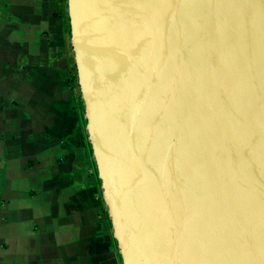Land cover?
<instances>
[{"label": "water", "instance_id": "95a60500", "mask_svg": "<svg viewBox=\"0 0 264 264\" xmlns=\"http://www.w3.org/2000/svg\"><path fill=\"white\" fill-rule=\"evenodd\" d=\"M123 264H264V0H67Z\"/></svg>", "mask_w": 264, "mask_h": 264}, {"label": "crops", "instance_id": "0c3cea01", "mask_svg": "<svg viewBox=\"0 0 264 264\" xmlns=\"http://www.w3.org/2000/svg\"><path fill=\"white\" fill-rule=\"evenodd\" d=\"M70 45L59 0H0V264H123Z\"/></svg>", "mask_w": 264, "mask_h": 264}, {"label": "trees", "instance_id": "16d2710c", "mask_svg": "<svg viewBox=\"0 0 264 264\" xmlns=\"http://www.w3.org/2000/svg\"><path fill=\"white\" fill-rule=\"evenodd\" d=\"M59 1H60V13H61V16L63 18L64 30L67 33L68 37H70L71 34H70L69 14L64 7L62 9V4H63V6L66 5L67 0H59ZM72 61L73 60H72V56H71L70 66H69L70 67L69 81L71 82L72 87L75 89V97H76V100H77V103L79 106L81 121L85 125L87 120H86V117L84 116V103H83V99L81 97V93L80 92L76 93V91H77L76 88L79 86V83H78V77L76 74V65H75V62L73 63ZM87 144H88L89 153L91 155H93L92 154V146H91V143L89 140H87ZM92 162L94 165L95 176H96L97 180L100 181V177L98 176V170H97L96 162H95V159L93 157H92ZM110 225H111V220H110ZM113 239H114V241H116L115 237Z\"/></svg>", "mask_w": 264, "mask_h": 264}, {"label": "rangeland", "instance_id": "374dc122", "mask_svg": "<svg viewBox=\"0 0 264 264\" xmlns=\"http://www.w3.org/2000/svg\"><path fill=\"white\" fill-rule=\"evenodd\" d=\"M63 7L67 10V3H66V5H64L63 6V4H62V9H63ZM67 12H68V10H67ZM70 42H71V39H70ZM70 48H72V44L70 45ZM71 56H72V62L74 63L75 61H74V54H73V49H71ZM76 74H77V69H76ZM76 93H81V91H80V87L78 86L77 88H76ZM100 183H101V179H100V181H99Z\"/></svg>", "mask_w": 264, "mask_h": 264}]
</instances>
